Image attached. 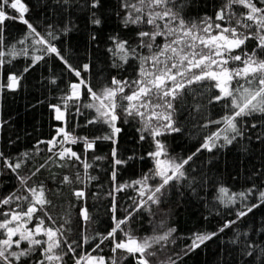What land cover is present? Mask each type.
I'll return each instance as SVG.
<instances>
[{
	"label": "snow or ice",
	"instance_id": "6c2138e0",
	"mask_svg": "<svg viewBox=\"0 0 264 264\" xmlns=\"http://www.w3.org/2000/svg\"><path fill=\"white\" fill-rule=\"evenodd\" d=\"M201 6L208 0H0V136L16 123L4 119V101L42 64L68 77L47 79L60 92L55 102L26 106L48 109L49 137L13 155L17 135L0 149V177L16 181L0 195V264H187L213 243L216 264H264V0H212L211 14ZM9 22L23 28L14 42ZM74 32L107 57L110 76L99 86L91 59L71 62L65 38ZM185 138L194 143L177 152ZM225 150L241 165L260 157L244 190L211 175ZM133 161L147 170L121 181ZM64 188L69 210L54 215ZM205 188L217 194L204 220L221 223L179 234L165 208L202 199ZM102 197L104 230L93 228L89 203Z\"/></svg>",
	"mask_w": 264,
	"mask_h": 264
},
{
	"label": "trees",
	"instance_id": "16d2710c",
	"mask_svg": "<svg viewBox=\"0 0 264 264\" xmlns=\"http://www.w3.org/2000/svg\"><path fill=\"white\" fill-rule=\"evenodd\" d=\"M203 4V0H201ZM212 9V0H208L207 7H200V12L211 14ZM77 15L80 19L76 20V26L82 28L85 19L83 13L77 12ZM23 28L21 25L12 24L9 22L8 25V39L9 42H14L16 39L20 38V34ZM107 32H112V28H107ZM66 46L71 47V51L68 55L73 57L71 62L76 63L77 61L83 63L88 62V59H91L93 62V71L90 74L93 81L99 86L101 83L105 82L106 77L110 76L108 71L107 57L102 53H96L94 48H91L86 43V33H77L74 32L65 38ZM101 49L105 46L100 45ZM131 70H129L130 72ZM53 73L60 79L66 81L68 79L67 75L61 73V68L59 65H53L49 63L47 66L41 65L35 72H33L27 81H25L24 89L15 96V98H7L4 101V119H13L16 123L12 126V130H9L3 133L0 136V149L3 148L4 143L7 138L11 137L15 139L19 135L20 139L18 143L9 148L8 151L12 152L13 155L17 154L18 151L31 149L32 144L35 142L37 137L47 138L52 132L50 126L51 123L49 120V113L46 107H40L35 110H30L26 107L29 103H35L37 99H49L55 102L53 97L60 94L59 91H56L55 85H50L46 81ZM111 74H115L114 72ZM128 73H125L127 75ZM59 88H64V83H59ZM211 116L213 118H218L220 114V105H216L214 109L210 110ZM76 134H84L80 129H76ZM131 131V130H129ZM176 142H174L175 144ZM194 140L185 138L184 142H180L179 146L176 147L177 152H182L185 148H191ZM126 147H131L127 145ZM150 150L148 145H144L141 152ZM194 150V149H193ZM108 151L106 147L102 148L98 154H104ZM186 154V153H185ZM44 157H38V161H41ZM238 153L236 151L225 150L224 155L220 158L219 171L213 170L211 173L212 176L216 177L220 183L225 184L233 191L244 190L249 184L246 182L248 174L253 170V164L257 167L261 166V160L259 156H256L251 162L245 161L241 165L238 160ZM226 160V163H225ZM101 168H106L107 166L104 162H99ZM147 163L141 161L131 162V167L126 171L122 172L121 181H129L137 178L142 171L147 170ZM25 172L27 169L24 170ZM57 175L62 174L60 170L53 169ZM23 174V173H22ZM93 175H99L103 181L105 187L108 185L106 173L101 170L93 172ZM16 181L9 178V176L0 177V195L7 194L11 192L12 185ZM95 183V182H94ZM217 193L211 191L210 188H205L204 192L201 194L202 199H197L192 197L191 199L185 197H177L175 200H172L171 203L167 205L165 211L170 213L169 216L165 217L169 225H174L178 228L179 234H188L199 229L215 230L217 226L221 223L220 218H210L208 221L204 220V217L209 215L208 213V203H214V196ZM52 198V197H50ZM54 203L57 205V208L53 210L54 215L61 216L64 214L65 210H69V190L64 188L63 196L58 199H54ZM89 203L95 205V207L90 208V211L94 216H99V223L93 225V228H99L104 230L108 227V218L105 215V208L103 197L100 201L93 200L90 198ZM261 214L257 213L259 217ZM251 219V216L249 217ZM135 226V225H134ZM145 228L146 234L148 225L147 222H144L142 225ZM251 227V226H250ZM242 231H247L248 229H241ZM91 232L92 229H89ZM256 239H259L257 236ZM179 250V243L176 246ZM216 251V244H210L209 248L203 252L194 254L187 258V264H216V258L213 253ZM107 252V250H106Z\"/></svg>",
	"mask_w": 264,
	"mask_h": 264
}]
</instances>
